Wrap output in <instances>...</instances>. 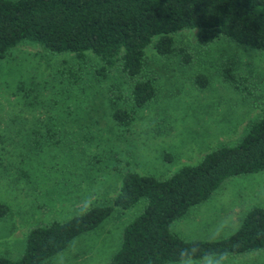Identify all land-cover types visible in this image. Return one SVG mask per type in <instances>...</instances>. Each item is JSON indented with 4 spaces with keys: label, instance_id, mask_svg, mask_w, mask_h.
Segmentation results:
<instances>
[{
    "label": "rangeland",
    "instance_id": "374dc122",
    "mask_svg": "<svg viewBox=\"0 0 264 264\" xmlns=\"http://www.w3.org/2000/svg\"><path fill=\"white\" fill-rule=\"evenodd\" d=\"M196 32L172 35L175 45L191 55L188 63L146 48V70L157 94L135 112L128 130L110 116V93L128 85L121 74L99 82L90 63L32 43H21L0 59V203L9 207L0 219V254L19 258L31 225L68 220L91 205L111 202L123 170L166 177L213 148L235 144L264 115V51L226 39L202 49ZM64 61L67 69L81 66V81L59 74ZM224 64L246 77L240 88L248 86L247 91L224 81ZM196 74L206 76L204 88L194 85ZM38 128L43 138L34 147L29 135ZM56 129L60 142L45 140L46 131ZM253 206L264 208V171L226 179L172 228L186 239L222 238ZM142 208L141 201L131 210L113 212L43 264H107L124 226ZM171 264H264V249Z\"/></svg>",
    "mask_w": 264,
    "mask_h": 264
},
{
    "label": "trees",
    "instance_id": "16d2710c",
    "mask_svg": "<svg viewBox=\"0 0 264 264\" xmlns=\"http://www.w3.org/2000/svg\"><path fill=\"white\" fill-rule=\"evenodd\" d=\"M186 29L197 30L196 43L202 49L226 39L264 51V0H0V59L17 45L32 43L49 53L70 54L79 63H90L99 82L121 74L128 85L110 93V116L128 130L135 112L149 106L157 94L146 70V48L151 45L162 56H179L188 63L191 55L177 47L172 36ZM66 62L59 74L72 83L81 81V66L67 69ZM222 66L224 81L247 91L248 86L240 88L246 77ZM194 85L204 88L206 76L196 74ZM58 133L47 130L45 140L59 143ZM29 138L34 147L40 146V129H32ZM263 171L264 115L235 144L213 148L197 163L184 164L166 177L123 170L111 202L91 205L68 220L29 226L21 256L0 254V264H43L113 212L131 210L141 201V212L124 226L121 244L107 264H171L261 251L264 208L260 206L251 207L233 233L218 239H186L172 227L226 179ZM8 214L9 207L0 203V219Z\"/></svg>",
    "mask_w": 264,
    "mask_h": 264
},
{
    "label": "clouds",
    "instance_id": "9594fccd",
    "mask_svg": "<svg viewBox=\"0 0 264 264\" xmlns=\"http://www.w3.org/2000/svg\"><path fill=\"white\" fill-rule=\"evenodd\" d=\"M219 255H223V253L217 254L216 256H214V259H218L219 258Z\"/></svg>",
    "mask_w": 264,
    "mask_h": 264
},
{
    "label": "crops",
    "instance_id": "0c3cea01",
    "mask_svg": "<svg viewBox=\"0 0 264 264\" xmlns=\"http://www.w3.org/2000/svg\"><path fill=\"white\" fill-rule=\"evenodd\" d=\"M197 206V205H196ZM195 207V206H194Z\"/></svg>",
    "mask_w": 264,
    "mask_h": 264
}]
</instances>
